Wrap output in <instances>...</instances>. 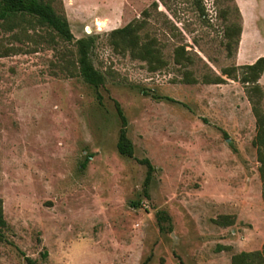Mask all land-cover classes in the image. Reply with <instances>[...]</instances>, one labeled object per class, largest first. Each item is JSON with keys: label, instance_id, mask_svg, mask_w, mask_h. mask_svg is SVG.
Masks as SVG:
<instances>
[{"label": "rangeland", "instance_id": "obj_1", "mask_svg": "<svg viewBox=\"0 0 264 264\" xmlns=\"http://www.w3.org/2000/svg\"><path fill=\"white\" fill-rule=\"evenodd\" d=\"M53 7L72 42L29 16L0 21V264H230L261 251L255 118L244 85L221 71L264 57V0ZM135 21L157 40L163 67L151 70L111 44V31ZM231 24L241 33L230 54ZM85 37L95 38L90 59L104 79L97 90L78 75L75 41ZM177 46L189 64L174 63ZM215 76L223 83L205 80ZM258 83L264 112V71ZM114 102L132 158L116 149ZM143 159L154 167L147 186ZM222 217L233 224H217Z\"/></svg>", "mask_w": 264, "mask_h": 264}, {"label": "trees", "instance_id": "obj_2", "mask_svg": "<svg viewBox=\"0 0 264 264\" xmlns=\"http://www.w3.org/2000/svg\"><path fill=\"white\" fill-rule=\"evenodd\" d=\"M53 2L54 0H0V21L6 22L17 17L29 16L35 18L39 25L54 31L63 41L70 43L74 40V37L70 31L69 24L64 16L56 12L53 7ZM198 4L200 3L198 2ZM203 12V9H201V15H204ZM236 12L238 13L237 8ZM143 28V22L135 21L127 24L123 28L113 30L109 34L111 44L115 47L122 48L128 52L132 58L146 62L151 70H156L164 66L161 49L155 38L143 34ZM240 33L241 28L237 24H231L225 28L224 36L227 40L225 46L230 54L232 48L237 46L239 42L238 38ZM94 42V37H85L75 41V45L78 55V75L86 84L97 90L103 85L104 79L93 67L90 59V52L94 46ZM173 60L175 64L180 66H185L191 62L184 46L175 47L173 50ZM263 71L264 57H261L250 65L223 69L221 74L228 79L239 81L244 85L247 99L251 104V111L255 118V135L252 140V146L255 148L256 152L258 174L261 181V195L264 205V112L260 107L263 92L258 83ZM186 80L193 82L188 75H186ZM205 80H207L208 84H221L224 81L219 76H215L211 80L205 78ZM100 98V95H98V99ZM114 105L121 124L116 143L117 152L123 157L132 158L134 147L127 136L126 118L119 104L114 102ZM139 162L146 167L147 175L144 185L147 186L154 172V167L148 159H143ZM158 218L164 220L165 217L160 215ZM217 224L230 226L233 224V220L229 217H222L221 221H217ZM6 226V221L3 216L2 200L0 199V241L4 239ZM223 249L222 247H218V251ZM27 261L30 264L32 263L29 259ZM142 264H146V261ZM179 264L182 263L180 262ZM230 264H264V246L261 251L240 252L233 255Z\"/></svg>", "mask_w": 264, "mask_h": 264}]
</instances>
